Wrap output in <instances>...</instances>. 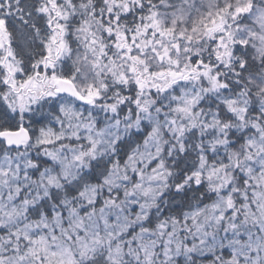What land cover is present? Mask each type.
<instances>
[{
    "label": "snow or ice",
    "instance_id": "obj_1",
    "mask_svg": "<svg viewBox=\"0 0 264 264\" xmlns=\"http://www.w3.org/2000/svg\"><path fill=\"white\" fill-rule=\"evenodd\" d=\"M0 264H264V0H0Z\"/></svg>",
    "mask_w": 264,
    "mask_h": 264
}]
</instances>
